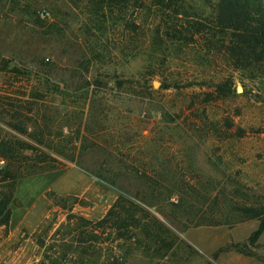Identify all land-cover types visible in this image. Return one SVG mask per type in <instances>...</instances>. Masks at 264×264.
<instances>
[{
    "label": "rangeland",
    "instance_id": "1",
    "mask_svg": "<svg viewBox=\"0 0 264 264\" xmlns=\"http://www.w3.org/2000/svg\"><path fill=\"white\" fill-rule=\"evenodd\" d=\"M19 2L0 0V110L64 166L16 181L0 264H264L259 219L220 208L224 223L196 225L177 206L197 219L264 187V69L153 37L147 12L134 39L59 1L40 27ZM120 194L176 233L166 255L77 233L72 215L97 220Z\"/></svg>",
    "mask_w": 264,
    "mask_h": 264
},
{
    "label": "trees",
    "instance_id": "2",
    "mask_svg": "<svg viewBox=\"0 0 264 264\" xmlns=\"http://www.w3.org/2000/svg\"><path fill=\"white\" fill-rule=\"evenodd\" d=\"M58 1L84 9L87 14L97 16L98 22L114 17L122 24V37L134 39L144 37L138 18L140 12H147L146 16L150 15V19L156 21L153 37L212 47L235 68L264 69V0H25L22 11L32 16L34 24L43 27V20L52 14L50 7L54 9ZM10 2L20 4L19 0ZM33 2L37 7L32 6ZM95 25L96 29L100 27L99 23ZM225 88L222 84L217 86L223 93ZM16 115L17 112H13L10 118L16 120ZM10 118L4 117L0 110V238L7 231L10 204L17 202L14 195L16 181L64 166L62 160L51 157L11 132L24 134L25 128ZM232 191L237 192V189ZM225 194L229 198L224 202L212 201L215 211L199 214L197 219L191 216L190 205L184 199L179 200L177 206H181V216L186 221L193 219L196 225L224 223L218 212L220 208H228L240 214L242 219L257 218L259 225L254 235H258L264 228V187L260 190L243 188L238 197ZM71 217L77 220V233L85 234L88 240L103 236L104 241L111 238L117 243H125L130 250H140L148 255L162 257L177 241L176 233L158 217L122 194L97 220Z\"/></svg>",
    "mask_w": 264,
    "mask_h": 264
}]
</instances>
